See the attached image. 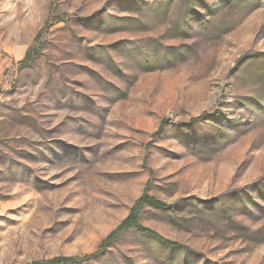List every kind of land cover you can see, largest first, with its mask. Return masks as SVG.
I'll list each match as a JSON object with an SVG mask.
<instances>
[{"label":"rangeland","instance_id":"1","mask_svg":"<svg viewBox=\"0 0 264 264\" xmlns=\"http://www.w3.org/2000/svg\"><path fill=\"white\" fill-rule=\"evenodd\" d=\"M146 190L182 247L69 264H264V0H0V264L95 253Z\"/></svg>","mask_w":264,"mask_h":264},{"label":"trees","instance_id":"2","mask_svg":"<svg viewBox=\"0 0 264 264\" xmlns=\"http://www.w3.org/2000/svg\"><path fill=\"white\" fill-rule=\"evenodd\" d=\"M25 61V60H24ZM203 116H199L197 119H202ZM145 206H154L159 208H169L171 205L166 201L150 194L147 190L143 192V194L134 202L131 207L129 214L121 221V223L111 231L102 241L100 245V249H98L95 253L87 255L85 257H74V256H56L50 259L38 260L31 262L29 264H69L73 262H77L83 259H89L91 257L97 256L111 243L117 241L119 237L128 231L129 229L135 228L142 234L153 237L163 244L170 246L172 248L182 247L181 243L167 238L163 236L158 231L154 230L151 227L144 225L141 220V213Z\"/></svg>","mask_w":264,"mask_h":264}]
</instances>
